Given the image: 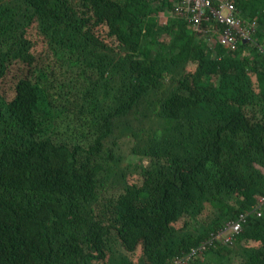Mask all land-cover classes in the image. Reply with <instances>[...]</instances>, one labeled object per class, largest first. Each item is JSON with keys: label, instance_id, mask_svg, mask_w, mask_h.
Here are the masks:
<instances>
[{"label": "trees", "instance_id": "trees-1", "mask_svg": "<svg viewBox=\"0 0 264 264\" xmlns=\"http://www.w3.org/2000/svg\"><path fill=\"white\" fill-rule=\"evenodd\" d=\"M234 1L263 40L264 0ZM173 7L0 0V264H171L241 213L190 264H264V56Z\"/></svg>", "mask_w": 264, "mask_h": 264}, {"label": "built area", "instance_id": "built-area-1", "mask_svg": "<svg viewBox=\"0 0 264 264\" xmlns=\"http://www.w3.org/2000/svg\"><path fill=\"white\" fill-rule=\"evenodd\" d=\"M173 11L180 16L198 35H207L208 43L213 47L220 43L229 51H235L244 40L253 41L256 22L243 20L234 0H170ZM213 21V22H212ZM212 35L210 36V34ZM264 55V42L254 41ZM264 197L258 198L255 208L257 215H262ZM248 213H241L238 218L225 222L219 230L211 232L199 246L173 258L171 264H190L195 257L204 256L210 248L220 245L231 246L241 233Z\"/></svg>", "mask_w": 264, "mask_h": 264}, {"label": "rangeland", "instance_id": "rangeland-1", "mask_svg": "<svg viewBox=\"0 0 264 264\" xmlns=\"http://www.w3.org/2000/svg\"><path fill=\"white\" fill-rule=\"evenodd\" d=\"M170 15H174L173 12L170 13ZM167 20V16L165 14H161L159 17V22L160 24H164ZM51 22L48 20L44 19H38L37 22L33 25L31 31H30V36L36 41V44L38 45V50L42 51L48 48L47 43L51 40ZM257 29V27H256ZM166 38V37H165ZM257 41L262 42V38H256ZM11 77H14V74H11ZM2 87L11 88L10 86V81L2 84ZM12 89V88H11ZM10 91V90H8ZM121 147V154L125 158L124 165L127 164L128 159L131 158L130 155V148H131V142H129L127 139L119 143ZM139 161H136V163ZM127 180H130L129 178ZM109 195H106L103 199L105 200ZM207 210L210 208V203H206ZM142 256L141 251H138V258L137 261H139V258Z\"/></svg>", "mask_w": 264, "mask_h": 264}, {"label": "clouds", "instance_id": "clouds-1", "mask_svg": "<svg viewBox=\"0 0 264 264\" xmlns=\"http://www.w3.org/2000/svg\"><path fill=\"white\" fill-rule=\"evenodd\" d=\"M234 2H235V1H234ZM235 4H236V3H235ZM236 6H237V5H236ZM238 11H239V10H238ZM247 21H249V20H247ZM256 27H257V26H256ZM255 35H256V31H255L254 36H253V41L244 40V41H242L241 43H247V42L250 43V42H251V43H253V44H256V43H254V41H257V40L255 39ZM207 42H208V41H207ZM257 42H258V41H257ZM216 44H218V43H216ZM216 44H215V45H216ZM219 44H220V43H219ZM209 45H210V44H209ZM215 45H214V46H215ZM210 46H211V45H210ZM214 46H213V47H214ZM223 47H224V46H223ZM262 55H263V54H262ZM263 56H264V55H263Z\"/></svg>", "mask_w": 264, "mask_h": 264}]
</instances>
